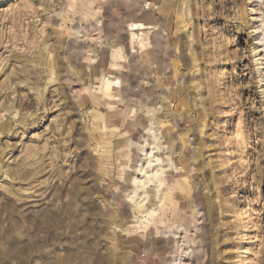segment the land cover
<instances>
[{"label": "rangeland", "instance_id": "rangeland-1", "mask_svg": "<svg viewBox=\"0 0 264 264\" xmlns=\"http://www.w3.org/2000/svg\"><path fill=\"white\" fill-rule=\"evenodd\" d=\"M0 264H264V0H0Z\"/></svg>", "mask_w": 264, "mask_h": 264}, {"label": "bare ground", "instance_id": "bare-ground-1", "mask_svg": "<svg viewBox=\"0 0 264 264\" xmlns=\"http://www.w3.org/2000/svg\"><path fill=\"white\" fill-rule=\"evenodd\" d=\"M213 4H214V3H213ZM209 9H210V8H209ZM212 10H213V9H212ZM212 10H210V11H212ZM210 11H209V12H210ZM224 82H226V77H225V76L223 77V83H224ZM222 117H226V114H222ZM248 251H249L248 249H245V253H247Z\"/></svg>", "mask_w": 264, "mask_h": 264}]
</instances>
